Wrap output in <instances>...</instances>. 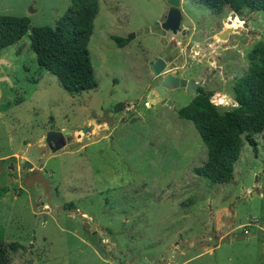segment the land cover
Returning a JSON list of instances; mask_svg holds the SVG:
<instances>
[{
	"label": "rangeland",
	"instance_id": "1",
	"mask_svg": "<svg viewBox=\"0 0 264 264\" xmlns=\"http://www.w3.org/2000/svg\"><path fill=\"white\" fill-rule=\"evenodd\" d=\"M68 5L0 0V15L54 27ZM166 5L99 0L88 42L97 85L80 93L37 64L28 34L0 49V239L16 245L9 264H264L261 134L257 154L241 135L233 178L213 184L194 171L206 162V146L178 116L198 94L195 82L220 111L237 106L234 84L247 71V53L264 40V14L181 0L180 30L163 34ZM227 26L237 29L218 38ZM160 52L190 87L156 93L150 104L162 76L150 64ZM48 130L73 135L30 160L51 182L47 199L38 184H23L28 168L20 160L45 144Z\"/></svg>",
	"mask_w": 264,
	"mask_h": 264
},
{
	"label": "trees",
	"instance_id": "2",
	"mask_svg": "<svg viewBox=\"0 0 264 264\" xmlns=\"http://www.w3.org/2000/svg\"><path fill=\"white\" fill-rule=\"evenodd\" d=\"M191 1L213 12L229 7L264 14V0ZM98 9L99 0H69L54 27H32V34L27 16L0 15V49L28 34L37 64L55 74L67 91L80 93L95 88L88 42ZM116 40L120 46L125 43L120 38ZM247 60V71L234 84L237 106L220 111L210 102L209 94L201 92L178 110L179 117L193 123L207 149L206 162L194 171L213 184L226 183L233 178L242 134L256 154L255 135L261 134L264 143V40L247 53ZM15 247V243L7 245L0 239V264H9V251Z\"/></svg>",
	"mask_w": 264,
	"mask_h": 264
},
{
	"label": "water",
	"instance_id": "3",
	"mask_svg": "<svg viewBox=\"0 0 264 264\" xmlns=\"http://www.w3.org/2000/svg\"><path fill=\"white\" fill-rule=\"evenodd\" d=\"M167 4L169 5V8L166 12V15L164 16V19L160 22V27L164 31H171L172 33H176L180 30V23L182 19L181 10H180V2L181 0H166ZM28 29L30 33L32 34V27L28 26ZM237 28L234 27H226L221 32L217 33L218 38L220 39H226L230 32L235 31ZM134 33L129 34L128 38H133ZM172 60V57L170 55L162 57V54H160L158 57L154 59V61L150 64V69L154 75H162L159 84L156 86V90L160 94H165L168 90H173L176 88H179L180 86H186L190 87V82H188L184 78H180L178 75H176L173 72H169L167 68V63ZM193 90V89H192ZM171 101L168 100V104H170ZM93 127V124L90 126H83L81 128V131L83 133H86L89 129ZM62 135H73L72 131H58V130H48L45 134V145H39L34 144L29 147V150L25 157L28 160L21 159L22 162H25L24 166H28L30 160H35L41 153V151L46 147V145H49L51 140L57 142ZM80 136V134H78ZM62 146L61 143H56V147ZM34 179L38 183H41L46 192L49 191V181L45 179L44 176L37 173V177L34 178L32 175H27L24 178V182L26 186H31ZM95 232V231H94ZM104 245H106V242H103Z\"/></svg>",
	"mask_w": 264,
	"mask_h": 264
},
{
	"label": "flooded vegetation",
	"instance_id": "4",
	"mask_svg": "<svg viewBox=\"0 0 264 264\" xmlns=\"http://www.w3.org/2000/svg\"><path fill=\"white\" fill-rule=\"evenodd\" d=\"M166 1V0H165ZM167 3V2H166ZM168 8H169V5L167 4L166 6H165V9H164V14H163V16L161 17V19H160V22L164 19V16L166 15V12H167V10H168ZM181 15H182V13H181ZM182 20V19H181ZM160 22H159V24H158V27H157V29L158 30H161L162 32H163V34H164V30H162V28L160 27ZM227 27H229V26H227ZM226 28V27H225ZM224 29V28H223ZM229 36V35H228ZM165 42V41H164ZM166 46H167V48L169 49V50H171L172 48H175L176 47V44L175 43H173V42H168L167 44H166ZM160 54H162V57L164 58L165 56H168V54L166 55V54H164L163 52H160L159 53V55ZM172 57V56H171ZM172 60H173V57H172ZM171 60V61H172ZM207 60H209L210 61V64H213L212 63V59L210 58V57H208L207 58ZM215 68H216V70L219 72V73H223V68L222 67H220V66H215ZM177 75V74H176ZM179 76V75H178ZM180 77V76H179ZM180 78H184V77H180ZM161 79V78H160ZM184 79H186V78H184ZM187 80V79H186ZM188 81V80H187ZM159 82H160V80H159ZM159 84V83H158ZM195 87H194V91L195 92H197L198 94L199 93H201V92H204V93H207V94H209L208 92H206L205 90H203L202 88H201V86L199 85V84H196V82H195V84H193ZM157 86V85H156ZM156 86H155V91H153V93L155 92V94H154V98L153 99H151L150 98V96L148 97V101H150V104H153V101L154 100H156L157 98H158V95L159 96H163V95H165L167 92H170V91H172V90H168V91H166V93L165 94H160V93H158L157 92V90H156ZM180 87H183L184 89H185V87L186 86H180ZM176 89H178V88H176ZM173 90H175V89H173ZM158 95H157V94ZM197 94V95H198ZM196 96V95H195ZM195 96H193L192 98H191V100L195 97ZM209 99H210V94H209ZM168 100L169 99H165V102L168 104ZM171 101V100H170ZM211 102V101H210ZM212 103V102H211ZM172 104V102L169 104V105H171ZM213 104V103H212ZM69 136H71V135H69ZM44 143H45V138H44ZM56 143H59L58 141L57 142H55V141H53V140H51V142H50V144H54L55 146H56ZM50 144L49 145H46V147L47 146H50ZM40 145V144H39ZM42 146L43 145H45V144H41ZM45 147V148H46ZM44 148V149H45ZM43 149V150H44ZM29 150V149H28ZM43 150L41 151V153L43 152ZM40 153V154H41ZM40 156V155H39ZM38 156V157H39ZM21 161V160H20ZM22 162V161H21ZM24 163V162H23ZM30 163L31 162H29V165L27 166V168H28V170L26 171V173H25V175L23 176V180H22V182H23V184L26 186V184H25V182H24V178L29 174V175H32V176H34V178H36L37 177V173H39V174H41L42 176H44L45 177V179L46 180H48L49 181V191L48 192H46V190H45V188H44V186L41 184V183H38L37 181H36V179H34V181H33V183H32V185H35V184H38L40 187H41V189H42V191H43V193L44 194H46L45 195V198H49V196H50V191L52 190V188H51V182H50V180L45 176V174L43 173V172H41L40 170H38V169H36V168H32V166L30 165ZM11 170H14L13 169V167H11ZM31 185V186H32ZM27 187H30V186H27Z\"/></svg>",
	"mask_w": 264,
	"mask_h": 264
},
{
	"label": "built area",
	"instance_id": "5",
	"mask_svg": "<svg viewBox=\"0 0 264 264\" xmlns=\"http://www.w3.org/2000/svg\"><path fill=\"white\" fill-rule=\"evenodd\" d=\"M247 232V230H245V233Z\"/></svg>",
	"mask_w": 264,
	"mask_h": 264
},
{
	"label": "crops",
	"instance_id": "6",
	"mask_svg": "<svg viewBox=\"0 0 264 264\" xmlns=\"http://www.w3.org/2000/svg\"><path fill=\"white\" fill-rule=\"evenodd\" d=\"M123 46V45H122Z\"/></svg>",
	"mask_w": 264,
	"mask_h": 264
}]
</instances>
